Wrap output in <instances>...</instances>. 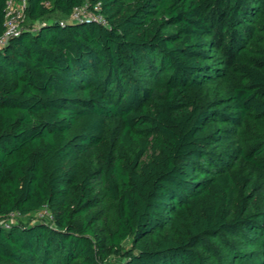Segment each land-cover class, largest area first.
<instances>
[{
	"label": "trees",
	"instance_id": "obj_1",
	"mask_svg": "<svg viewBox=\"0 0 264 264\" xmlns=\"http://www.w3.org/2000/svg\"><path fill=\"white\" fill-rule=\"evenodd\" d=\"M85 3L102 20L72 19ZM113 257L264 264V0H25L0 47V264Z\"/></svg>",
	"mask_w": 264,
	"mask_h": 264
},
{
	"label": "built area",
	"instance_id": "obj_2",
	"mask_svg": "<svg viewBox=\"0 0 264 264\" xmlns=\"http://www.w3.org/2000/svg\"><path fill=\"white\" fill-rule=\"evenodd\" d=\"M12 1L13 0L8 1V9L6 13V28L3 34L0 36V47L7 41V39L11 35H16L19 31V18L21 17L22 8L25 5V0H18L21 8L20 11L17 12V14H13ZM93 9L98 10L99 5L98 4L94 5ZM93 9H90L87 3L75 7L71 15V18L75 20H81V19L102 20L99 15L95 14Z\"/></svg>",
	"mask_w": 264,
	"mask_h": 264
},
{
	"label": "rangeland",
	"instance_id": "obj_3",
	"mask_svg": "<svg viewBox=\"0 0 264 264\" xmlns=\"http://www.w3.org/2000/svg\"><path fill=\"white\" fill-rule=\"evenodd\" d=\"M20 3L18 2V1H16V0H13L12 1V10H13V14H17V12L18 11H20ZM213 91L214 90H212V92L210 93V95H214L213 94ZM34 217H43V218H45V219H49V213H48V211H47V209H45V208H43V209H41L40 211H37V212H35V213H33L32 215H31V218H34ZM128 241H125L124 242V245L125 246H127V243ZM120 258L119 257H113L112 259H111V261H112V264H119L120 263Z\"/></svg>",
	"mask_w": 264,
	"mask_h": 264
}]
</instances>
